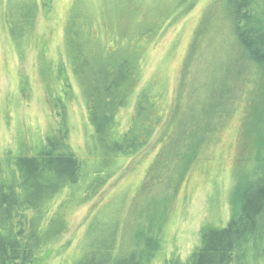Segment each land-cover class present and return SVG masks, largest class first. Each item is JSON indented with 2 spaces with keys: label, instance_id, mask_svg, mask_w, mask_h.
<instances>
[{
  "label": "rangeland",
  "instance_id": "374dc122",
  "mask_svg": "<svg viewBox=\"0 0 264 264\" xmlns=\"http://www.w3.org/2000/svg\"><path fill=\"white\" fill-rule=\"evenodd\" d=\"M23 1L30 0H0V154L9 148L14 154L22 144L37 151L63 117L69 144L82 154L86 140L82 158L93 167V130L71 71L82 58L63 43L69 24L89 28L86 2L36 0L34 28L19 58L5 16L17 26ZM228 2L195 0L158 39L143 42L142 83L161 82L162 121L98 192L69 209L62 236L44 250L42 264H72L88 251L86 232L97 236L117 227L116 251H133L137 264H169L197 245L203 221L224 226L239 213L243 192L264 176V76L232 33ZM253 5L264 36V0ZM126 19L114 16L116 23ZM138 38L118 37L124 47ZM128 115L119 112L123 124ZM236 264H264V254L244 247Z\"/></svg>",
  "mask_w": 264,
  "mask_h": 264
},
{
  "label": "trees",
  "instance_id": "16d2710c",
  "mask_svg": "<svg viewBox=\"0 0 264 264\" xmlns=\"http://www.w3.org/2000/svg\"><path fill=\"white\" fill-rule=\"evenodd\" d=\"M194 1L85 0L83 13L89 28L67 24L64 50L72 45L82 58L80 69H74L80 76L71 71L92 126L90 153L96 165L92 167L82 158L88 152L86 140L82 154L69 144L63 117L37 151L31 152L22 144L14 154L10 148L0 154V264H42L44 250L62 236L69 209L90 199L127 158L148 143L162 121L165 92L161 82L142 83L145 62L141 46L145 40L158 39L191 10ZM254 2L229 0L227 16L235 39L248 47L256 69L264 76V36ZM20 4L17 26L6 16L5 21L22 58L39 3L30 0ZM118 12L127 16L124 24L114 21ZM95 32L97 39L93 38ZM120 33H139L141 38L124 47L118 39ZM71 36L78 38L77 43L73 44ZM57 104L64 106L60 100ZM123 110L129 112L124 124L119 119ZM69 202L72 206L63 208ZM118 232V227L117 232L97 236L86 232L88 251L72 264H137L133 251H116ZM247 246L260 247L264 254V176L243 192L236 216L219 227L203 221L197 245L184 260L174 258L169 264H236L237 252Z\"/></svg>",
  "mask_w": 264,
  "mask_h": 264
}]
</instances>
